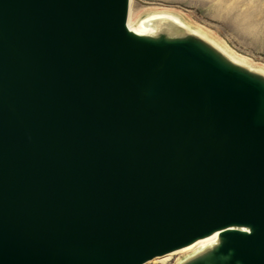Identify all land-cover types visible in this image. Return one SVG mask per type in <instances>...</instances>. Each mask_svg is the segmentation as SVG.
Listing matches in <instances>:
<instances>
[{
  "label": "water",
  "instance_id": "95a60500",
  "mask_svg": "<svg viewBox=\"0 0 264 264\" xmlns=\"http://www.w3.org/2000/svg\"><path fill=\"white\" fill-rule=\"evenodd\" d=\"M130 0H0V264H264V76Z\"/></svg>",
  "mask_w": 264,
  "mask_h": 264
},
{
  "label": "rangeland",
  "instance_id": "374dc122",
  "mask_svg": "<svg viewBox=\"0 0 264 264\" xmlns=\"http://www.w3.org/2000/svg\"><path fill=\"white\" fill-rule=\"evenodd\" d=\"M131 6L144 16L154 11L180 13L189 25L204 29L264 69V0H132ZM189 255L155 258L146 264H179Z\"/></svg>",
  "mask_w": 264,
  "mask_h": 264
},
{
  "label": "bare ground",
  "instance_id": "6f19581e",
  "mask_svg": "<svg viewBox=\"0 0 264 264\" xmlns=\"http://www.w3.org/2000/svg\"><path fill=\"white\" fill-rule=\"evenodd\" d=\"M131 2L132 0H130V10L127 21V24L131 30L137 33L148 35H159L161 33L168 35H182L187 33L195 34L211 44L217 51H219L232 62L264 76V69L255 67L256 65L250 63L237 52H234L235 50L232 51L233 49L231 50L228 46L222 44L204 29L192 24L189 25L180 13L171 11H154L149 12L144 16L141 14V12H134ZM217 242L218 233H214L206 238L196 241L187 247L169 253L163 257H158L157 259H168L172 255L177 254H182L183 256L187 254H197L213 246Z\"/></svg>",
  "mask_w": 264,
  "mask_h": 264
}]
</instances>
